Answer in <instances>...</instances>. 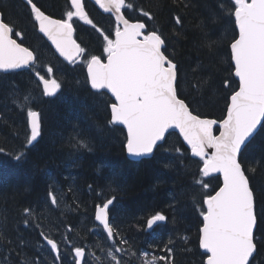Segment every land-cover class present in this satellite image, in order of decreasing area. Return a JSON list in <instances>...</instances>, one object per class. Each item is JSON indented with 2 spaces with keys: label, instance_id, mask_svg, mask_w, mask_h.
Segmentation results:
<instances>
[{
  "label": "trees",
  "instance_id": "obj_1",
  "mask_svg": "<svg viewBox=\"0 0 264 264\" xmlns=\"http://www.w3.org/2000/svg\"><path fill=\"white\" fill-rule=\"evenodd\" d=\"M36 2L46 14L57 19L62 17L67 7V0ZM186 2L189 7L183 9L177 7L173 0H135L138 6L156 12V18L149 21L139 12L130 11L126 15L142 19L150 29L156 27L164 33L170 45L169 52L175 51L182 72L187 75L188 84L183 87L184 94L189 100L195 97L197 102L193 107L198 108L201 117L220 120L224 115L226 95L221 83L224 79H230L233 89L238 84L228 67L230 48L227 45L235 34L233 25L213 22L212 12L218 8L216 0ZM85 8L98 27L105 32L113 31L115 20L112 16L103 15L88 0H85ZM0 11L5 22L15 25V30L24 33L23 45L38 53L41 65L52 66L54 78L62 84L56 96L45 97L42 89L35 94L33 84L36 80L30 69L0 75V148L4 149V152H0V224L6 217L13 237L16 235L15 229H19L29 242L24 249L29 258L37 260L39 264H56L55 254L40 236V229L25 228L21 222L22 209L32 207L47 217L43 220L45 231L49 230V221L58 225L59 231L55 234L58 241H61L66 226H73L74 231L68 233L69 239L73 245L85 248L88 264H93L95 257L101 258L97 264H109L105 253L94 247V243L100 237H106V233L100 232L98 237L88 229L100 231L94 220L95 204L115 195L117 200L111 216L115 225L133 244L134 250H147L150 253L148 259H151V255H167L163 249L168 245L173 248L174 264H204L206 256L202 255L199 247V228L202 227L203 218L200 207L193 204L191 196L195 194L197 204L202 205L204 194H214L222 186L221 177L214 176L207 190L198 185L193 187L194 174L198 177L199 165L196 162L199 159L192 157L191 150L174 133L168 136L162 147L157 148L152 158L139 162L128 159L124 147L126 131L122 127L107 125L111 118L107 105L113 100L104 92L98 94L91 90L86 64H67L60 59L39 34L38 27L33 26L29 9L22 0H0ZM175 15L182 16V25L175 24ZM74 27L77 42L86 47L91 55H101L103 41L99 33L83 21H78ZM173 29L180 35H174ZM202 29L211 40L224 38L215 54H210L206 47L201 46ZM14 38L21 42L19 38ZM198 65H203V69ZM209 68L211 75L207 71ZM41 74H44L43 69ZM202 77L209 81L211 88L197 93L193 85H197ZM14 87L24 94L30 91L39 98L34 110L42 114V135L32 146L25 147L30 134L26 114L13 104V97L9 95ZM80 137L90 142L92 151L74 147L73 138ZM176 147L181 149L182 156L174 151ZM20 152L25 155L17 161L15 155ZM262 156L264 131H259L252 140L246 158L252 162L259 161ZM252 183L259 201L258 209H264V170L258 169ZM49 186L63 192L65 203L70 207L62 204L52 211L44 207ZM69 188L73 191L69 192ZM98 192H103V196H97ZM77 204L80 205L78 209ZM202 207L206 210L205 205ZM157 212L163 213L167 219L148 229L147 219ZM262 234L264 224L257 231L258 237ZM169 240L172 244H168ZM100 242L105 245L110 243L106 239ZM61 253L62 264H74V254L62 241ZM9 255L15 254L0 248V264H4V257ZM117 256L128 259L124 254L117 253ZM257 259H264V247ZM8 264H13V261L9 260ZM132 264H139V257Z\"/></svg>",
  "mask_w": 264,
  "mask_h": 264
},
{
  "label": "snow or ice",
  "instance_id": "obj_2",
  "mask_svg": "<svg viewBox=\"0 0 264 264\" xmlns=\"http://www.w3.org/2000/svg\"><path fill=\"white\" fill-rule=\"evenodd\" d=\"M23 3L29 9L33 26H38V32L51 41L59 55L69 64L85 63L91 88L98 94L107 90L114 97L107 105L111 114L107 125L126 127L124 147L128 154L149 156L154 149L162 147V142H166L170 129H178L190 146L191 155L199 158L196 162L199 165L198 177L194 174L193 187L198 185L207 190L209 181L215 178L213 174H222V186L214 194L208 192L202 197L206 210L197 204L195 194L191 196L193 204L200 207L203 218L199 228V247L204 250L202 255L206 256L204 264H264V259H257L264 247V234L257 236L260 225L264 224V209H258L259 201L252 183L258 169L264 170V156L252 162L246 158L258 127L264 131V0H216L218 8L212 12L213 22L233 25L235 34L227 45L230 48L228 67L232 70L231 75L238 78L234 89L230 79L221 83L226 95L224 115L220 120L202 118L198 108L193 107L197 102L195 97L189 100L184 94L187 75L182 72L175 51L169 52L170 45L164 33L156 27L150 29L142 19L126 15L127 11L139 12L140 16L151 21L156 18V12L138 6L135 0H96L100 8L114 15L113 31L105 32L89 17L82 0H67V7L58 19L46 14L36 0H23ZM173 3L183 9L189 7L186 0H173ZM173 19L176 25L183 24L182 16L175 15ZM78 21L90 25L102 37L101 55H91L74 38V25ZM173 34L180 35L175 29ZM13 36L21 42L18 43ZM23 36L24 33L5 22L3 13H0V72L28 68L34 73L37 87L42 85V95L55 96L62 87L61 82L54 78L52 66L41 65L38 53L23 46ZM223 39L211 40L202 29L201 46L206 47L210 54L216 53ZM198 67L203 69L204 66ZM42 69L44 74H41ZM207 71L211 75V69ZM193 87L197 93H204L211 85L202 77ZM9 95L20 111L26 109L30 134L25 147L32 146L42 135V114L30 106L35 97L30 91L24 94L15 87ZM217 125L215 131L219 135H214V126ZM73 139L74 147L92 151L90 142L83 137ZM174 151L183 155L179 147ZM0 152L4 149L0 148ZM24 155L20 152L15 159L20 161ZM89 190H93L91 185ZM68 191L73 190L69 188ZM97 196H103V192H98ZM116 200L112 195L95 204L94 220L98 222L100 231L88 229L98 237L100 232L106 233V237H100L94 247L105 253L109 264H132L137 257L139 264H174L173 248L168 245L163 249L167 255H151V259H148L150 253L147 250H134L133 244L111 216ZM62 204L70 207L65 203L64 193L49 186L43 206L52 211ZM79 207L77 204L76 208ZM20 215L25 228L40 229V236L55 254L56 264H62L61 241L74 254V264H88L85 248L73 245L69 239L68 233L74 231L72 225L66 226L61 241H58L55 238L58 225L49 221V230L45 231L43 220L47 217L42 213L32 207H24ZM166 219L163 213L157 212L147 219V228L152 229L157 222ZM8 224L4 217L0 224V248L15 255L4 257V264L9 260L13 264H39L24 251L29 242L23 234L17 228L13 237ZM101 239L110 243L105 245ZM168 244L172 241L169 240ZM40 247L42 249L43 245ZM117 253L127 255L128 259L118 257ZM92 255L95 256L94 253ZM100 259L95 257L93 264Z\"/></svg>",
  "mask_w": 264,
  "mask_h": 264
},
{
  "label": "water",
  "instance_id": "obj_3",
  "mask_svg": "<svg viewBox=\"0 0 264 264\" xmlns=\"http://www.w3.org/2000/svg\"><path fill=\"white\" fill-rule=\"evenodd\" d=\"M23 1V0H22ZM92 4H94L99 10H100V12H102L103 14H105V15H111L112 17H113V19H114V15L113 14H111V13H108V12H105L102 8H100V6L96 3V0H89ZM82 2L84 3V0H82ZM86 11V10H85ZM0 13H2L1 11H0ZM115 20V19H114ZM48 43H49V45L53 48V50L56 52V54H57V56L60 58V59H62L64 62H66V63H68L66 60H64V58L63 57H61L60 55H59V53H58V51L55 49V46L54 45H52L51 44V41L50 40H48L47 39V37H44L43 36V34L42 33H39ZM74 36H75V33H74ZM14 38V37H13ZM75 38V37H74ZM18 42V41H17ZM19 43V42H18ZM24 46V45H23ZM26 47V46H25ZM31 50V49H30ZM105 62H106V59H105ZM69 64V63H68ZM25 70H28V68H24V69H17V70H9L7 73H4V72H0V74L1 73H4V74H8V73H11V72H22V71H25ZM86 73H87V68H86ZM237 81H238V78H235ZM89 81V80H88ZM42 86V85H41ZM89 86H90V88H91V84H90V81H89ZM91 90L92 91H94V92H97V90H94V89H92L91 88ZM101 92H104V93H106V94H108L111 98H112V100H114V97H112V95H111V93L110 92H108L107 90H101ZM59 93V91L57 92V94ZM56 94V95H57ZM55 95V96H56ZM47 97V96H46ZM52 97H54V96H52ZM202 118H204V117H202ZM208 119H212V118H208ZM113 126H116V127H122L125 131H127L126 130V127H124L123 125H113ZM218 126V125H217ZM217 126H214V135H219V133L218 134H216L215 133V128L217 127ZM259 127H258V130H257V133L256 134H254V138L256 137V135L259 133ZM169 132L170 133H177L179 136H180V138H181V140L183 141V143L185 144V146L187 147V148H189V149H191L190 148V146L189 145H187V142L186 141H184L183 140V136L179 133V130L178 129H176L175 131H173V130H169ZM169 135L168 134H166V139H167V137H168ZM40 139V138H39ZM38 139V140H39ZM36 143V142H35ZM162 144H164V142H162ZM157 149H154V152L152 153V154H150L149 156H146V157H133V156H131L130 154H128L127 153V157H128V159H130L131 161H134V162H139V161H142V160H145V159H150V158H152L153 157V155H154V153H155V151H156ZM211 151V150H210ZM126 152H127V150H126ZM193 157V156H192ZM193 158H196V159H199L198 157H193ZM213 176H220L221 177V180H222V183H223V178H222V174H219V173H215V174H213ZM206 206V205H205ZM96 222V221H95ZM160 222H157V224H155L154 226H153V228L156 226V225H158ZM96 224L98 225V222H96ZM202 250V252H204V250L203 249H201Z\"/></svg>",
  "mask_w": 264,
  "mask_h": 264
},
{
  "label": "rangeland",
  "instance_id": "obj_4",
  "mask_svg": "<svg viewBox=\"0 0 264 264\" xmlns=\"http://www.w3.org/2000/svg\"><path fill=\"white\" fill-rule=\"evenodd\" d=\"M33 88H34V92H35V94H36V92L39 91V90L41 89V86H40V87H37V83H35V85L33 84ZM33 95H34V94H33ZM35 96H36V95H34V97H35ZM38 101H39V98H38L37 96L32 100L30 106L32 107L33 110H34V105H35ZM22 112H23V111H22ZM24 112H25V114H26V109L24 110Z\"/></svg>",
  "mask_w": 264,
  "mask_h": 264
},
{
  "label": "flooded vegetation",
  "instance_id": "obj_5",
  "mask_svg": "<svg viewBox=\"0 0 264 264\" xmlns=\"http://www.w3.org/2000/svg\"><path fill=\"white\" fill-rule=\"evenodd\" d=\"M107 16V15H106Z\"/></svg>",
  "mask_w": 264,
  "mask_h": 264
}]
</instances>
